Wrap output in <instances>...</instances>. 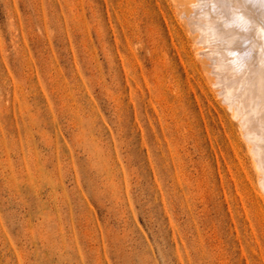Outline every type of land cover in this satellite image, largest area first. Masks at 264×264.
<instances>
[{"label": "rangeland", "instance_id": "374dc122", "mask_svg": "<svg viewBox=\"0 0 264 264\" xmlns=\"http://www.w3.org/2000/svg\"><path fill=\"white\" fill-rule=\"evenodd\" d=\"M190 8L0 0V264H264Z\"/></svg>", "mask_w": 264, "mask_h": 264}, {"label": "bare ground", "instance_id": "6f19581e", "mask_svg": "<svg viewBox=\"0 0 264 264\" xmlns=\"http://www.w3.org/2000/svg\"><path fill=\"white\" fill-rule=\"evenodd\" d=\"M189 2V12L175 18L180 27L186 20L192 60L207 64L208 86L237 128L236 148L258 177L264 204V0Z\"/></svg>", "mask_w": 264, "mask_h": 264}]
</instances>
